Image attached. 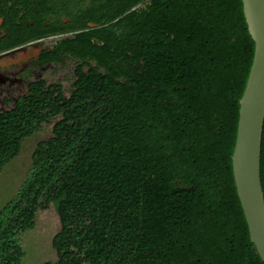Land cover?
Segmentation results:
<instances>
[{
  "label": "trees",
  "instance_id": "1",
  "mask_svg": "<svg viewBox=\"0 0 264 264\" xmlns=\"http://www.w3.org/2000/svg\"><path fill=\"white\" fill-rule=\"evenodd\" d=\"M77 1L105 73L0 116V174L55 121L0 209V264L22 263L18 238L50 206L60 230L41 264H263L231 165L254 53L241 0ZM260 180L264 193V123Z\"/></svg>",
  "mask_w": 264,
  "mask_h": 264
},
{
  "label": "flooded vegetation",
  "instance_id": "2",
  "mask_svg": "<svg viewBox=\"0 0 264 264\" xmlns=\"http://www.w3.org/2000/svg\"><path fill=\"white\" fill-rule=\"evenodd\" d=\"M88 10L87 1L48 0L45 6L39 0H0V116L35 92L63 90L60 83L105 73V45L93 33L99 27L87 20ZM54 123L42 124L34 136L44 126L51 135Z\"/></svg>",
  "mask_w": 264,
  "mask_h": 264
},
{
  "label": "water",
  "instance_id": "3",
  "mask_svg": "<svg viewBox=\"0 0 264 264\" xmlns=\"http://www.w3.org/2000/svg\"><path fill=\"white\" fill-rule=\"evenodd\" d=\"M241 3L247 31L254 43V53L239 100L231 165L249 240L264 264V193L260 180L264 123V0H241Z\"/></svg>",
  "mask_w": 264,
  "mask_h": 264
},
{
  "label": "rangeland",
  "instance_id": "4",
  "mask_svg": "<svg viewBox=\"0 0 264 264\" xmlns=\"http://www.w3.org/2000/svg\"><path fill=\"white\" fill-rule=\"evenodd\" d=\"M72 83H60L65 96H68ZM49 126H44L41 134L35 135L22 144L19 156L7 165L0 174V209L13 199L24 182L31 166V154L40 140L50 137ZM60 230V224L53 206L46 211H39L33 230L18 238L24 252L21 264H41L54 261L55 252L51 247L52 237Z\"/></svg>",
  "mask_w": 264,
  "mask_h": 264
}]
</instances>
